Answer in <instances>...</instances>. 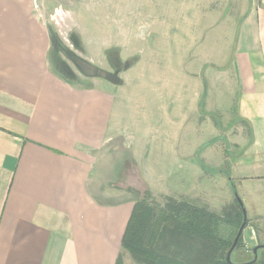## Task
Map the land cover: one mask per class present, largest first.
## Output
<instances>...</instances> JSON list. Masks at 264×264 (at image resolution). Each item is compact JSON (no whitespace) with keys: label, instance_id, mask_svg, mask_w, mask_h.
I'll list each match as a JSON object with an SVG mask.
<instances>
[{"label":"crops","instance_id":"crops-1","mask_svg":"<svg viewBox=\"0 0 264 264\" xmlns=\"http://www.w3.org/2000/svg\"><path fill=\"white\" fill-rule=\"evenodd\" d=\"M36 5L0 0V264H115L137 200L112 187L128 159L137 163L129 130L116 126L122 82L86 84L55 62L54 31ZM239 17L237 81L225 93L240 148L228 174L246 209L243 246L253 248L264 238V0Z\"/></svg>","mask_w":264,"mask_h":264},{"label":"rangeland","instance_id":"rangeland-1","mask_svg":"<svg viewBox=\"0 0 264 264\" xmlns=\"http://www.w3.org/2000/svg\"><path fill=\"white\" fill-rule=\"evenodd\" d=\"M35 1L37 15L54 31L55 62L86 84L122 82L116 126L129 130L137 163L128 159L112 187L148 204L171 197L221 215L236 210L235 196L244 200L228 172L240 147L230 136L241 127L230 118L235 97L225 85L237 81L239 16L262 0ZM251 249L237 248L231 260L247 261ZM122 256L123 264H136L127 252Z\"/></svg>","mask_w":264,"mask_h":264},{"label":"trees","instance_id":"trees-1","mask_svg":"<svg viewBox=\"0 0 264 264\" xmlns=\"http://www.w3.org/2000/svg\"><path fill=\"white\" fill-rule=\"evenodd\" d=\"M235 200L237 209L223 215L171 197L164 205L136 200L115 264H123V252L136 264H230L226 255L243 222L242 208ZM247 224L246 220L244 228ZM237 248H243L242 233L233 251ZM262 251L250 264H264V258L258 259ZM253 258L251 253L247 261L233 262L231 256L230 261L242 264Z\"/></svg>","mask_w":264,"mask_h":264},{"label":"water","instance_id":"water-1","mask_svg":"<svg viewBox=\"0 0 264 264\" xmlns=\"http://www.w3.org/2000/svg\"><path fill=\"white\" fill-rule=\"evenodd\" d=\"M235 197H236V199H237L238 204H239L240 207L242 208L243 222H242L241 226L239 227L238 232H237V234H236V236H235V238H234V240H233V243H232L231 247L229 248V250H228V252H227V255H226V261L229 262L230 264H232L231 261H230V255H231L233 249L235 248V246H236V244H237V241H238V239H239V237H240V235H241V233H242V231H243V228H244V225H245V222H246V211H245V209H244L243 203H242V201H241L237 196H235ZM261 248H264V244H261V243L258 241L257 244H256V246H254V247L252 248V253L254 254V258H253V260L250 261V262L242 263V264H250V263L255 262V261H256V258H257V251H258L259 249H261Z\"/></svg>","mask_w":264,"mask_h":264}]
</instances>
